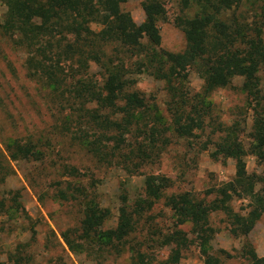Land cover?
<instances>
[{"label": "trees", "instance_id": "1", "mask_svg": "<svg viewBox=\"0 0 264 264\" xmlns=\"http://www.w3.org/2000/svg\"><path fill=\"white\" fill-rule=\"evenodd\" d=\"M125 1L0 0L5 8L1 34L22 54L25 74L41 87L45 112L53 120L46 131L17 134L5 152L0 151V172L3 163L20 160L39 163L47 171L63 168L67 178L56 182L51 196L77 208L78 220L61 233L70 250L81 244L111 249L125 245L137 218L161 198L180 224L191 223L201 246L217 232L210 224L214 212L227 216L233 233L247 235L264 214V193L255 190L257 183L264 186V176L248 174L244 160L253 154L264 172V94L257 75L264 66L260 31L233 15L237 0H196L199 11L181 27L186 47L173 53L160 47V4L143 1L144 20L137 24L123 10ZM91 64L101 69V76L91 73ZM192 68L203 79L201 92H192L185 83ZM141 72L164 82L168 119L158 116L156 106L133 88L131 76ZM237 77L243 79L253 112L250 152L239 136L214 124L208 100ZM206 126L213 134L224 133L213 157L235 162L233 180L212 187L202 198L190 191L164 196L170 180L153 170L159 155L172 138H191ZM111 169L143 176L144 197L134 210L121 207L116 227L106 229L111 213L100 206L97 187ZM207 196L214 198L207 201ZM234 199H248L244 213L233 211ZM164 242L176 244L179 255L189 241L176 230ZM247 254L251 264H264V257ZM202 255L204 264H219L205 249ZM53 264L67 263L56 259Z\"/></svg>", "mask_w": 264, "mask_h": 264}, {"label": "rangeland", "instance_id": "2", "mask_svg": "<svg viewBox=\"0 0 264 264\" xmlns=\"http://www.w3.org/2000/svg\"><path fill=\"white\" fill-rule=\"evenodd\" d=\"M143 1L126 0L122 5L137 24L144 19ZM156 1L162 9L157 22L160 47L173 53L183 52L186 39L181 27L185 19L192 18L199 11V4L196 0ZM260 7V0H237L232 12L259 30L264 39V16ZM4 12L5 8L0 7V25ZM90 71L96 77L101 76V69L94 64H91ZM257 75L261 94H264V66ZM131 78L136 81L133 88L150 106H156L158 116L168 119L164 82L155 80L146 72L133 74ZM185 83L192 92L202 91L203 79L196 68L190 70ZM242 84V78H233L229 86L215 90L208 100L212 104L214 124H220L222 130L239 136L250 152L253 112ZM42 94L41 87L27 78L22 54L11 47L0 30V151L5 152V147L13 143L17 134L24 136L35 129L46 131L51 126L53 120L45 112ZM223 135L217 131L213 134L211 127L206 126L204 131H196L191 138H172L153 167L155 173L170 180L164 196L190 191L202 198L212 187L233 180L235 162L213 157L214 145ZM244 160L248 174L264 176L263 168L253 154H247ZM1 168L0 264H53L56 259L67 264H204L203 249L219 264H251L248 251L259 258L264 257V214L250 233L240 235L231 231L223 212L212 213L210 224L217 232L201 246L196 242L191 223L180 224L175 213L165 205V198L137 218L135 231L125 245L119 244L117 249H111L109 246L99 248L95 244H81L70 250L61 233L72 228L78 220L77 208L72 202H60L51 196L56 182L67 178L63 168L57 166L56 171H47L39 163L25 160L9 161ZM259 189L264 193V186L257 183L255 190ZM97 192L100 206L111 213L105 228H115L119 209L134 210L136 202L144 197V177L111 169L104 175ZM213 198L207 196L206 200L212 201ZM247 204L248 199H234L230 205L234 212L244 213ZM176 230L189 241L179 255L176 244L164 242ZM138 254L141 255L139 259Z\"/></svg>", "mask_w": 264, "mask_h": 264}, {"label": "crops", "instance_id": "3", "mask_svg": "<svg viewBox=\"0 0 264 264\" xmlns=\"http://www.w3.org/2000/svg\"><path fill=\"white\" fill-rule=\"evenodd\" d=\"M144 20V19H143Z\"/></svg>", "mask_w": 264, "mask_h": 264}]
</instances>
